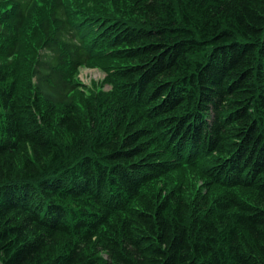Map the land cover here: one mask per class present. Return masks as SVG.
Returning <instances> with one entry per match:
<instances>
[{
	"label": "trees",
	"instance_id": "1",
	"mask_svg": "<svg viewBox=\"0 0 264 264\" xmlns=\"http://www.w3.org/2000/svg\"><path fill=\"white\" fill-rule=\"evenodd\" d=\"M6 4L0 264H264V0ZM100 48L95 101L74 76Z\"/></svg>",
	"mask_w": 264,
	"mask_h": 264
},
{
	"label": "rangeland",
	"instance_id": "2",
	"mask_svg": "<svg viewBox=\"0 0 264 264\" xmlns=\"http://www.w3.org/2000/svg\"><path fill=\"white\" fill-rule=\"evenodd\" d=\"M124 6L126 8L131 7L133 0H123ZM67 6L70 7L73 17L75 21H83L82 25L85 24L86 20L92 21H102L103 19H107L108 21V12L115 13L119 16L120 12L113 9L111 6V0H65ZM13 5L6 4L0 7V11H8V13H12ZM51 11L50 3H43L40 5L38 13L31 25L29 30V35H34L38 31L39 23L46 18ZM96 26L93 27V29ZM96 32V31H95ZM29 39V37H28ZM30 48V40L26 44V49L23 55V60H28L29 58L26 55ZM104 49L95 50V57L92 59L89 64L82 65L78 72L75 74V81L78 85V90L82 93H85L88 98L96 99L97 101L100 97L99 93L106 92L109 93L112 91V81L113 78L110 76L108 68L112 67V64L107 61L105 57H103ZM17 61V57H16ZM78 98V97H77ZM169 182L171 184H181L183 183L186 188H198L201 190L204 188L203 182L198 179L193 173H191L188 178L180 177L177 174H172L169 176ZM197 190V191H198ZM195 192V194L197 193ZM195 197V195H194Z\"/></svg>",
	"mask_w": 264,
	"mask_h": 264
},
{
	"label": "bare ground",
	"instance_id": "3",
	"mask_svg": "<svg viewBox=\"0 0 264 264\" xmlns=\"http://www.w3.org/2000/svg\"><path fill=\"white\" fill-rule=\"evenodd\" d=\"M45 176V175H44ZM40 177V176H39ZM33 178H35L34 176H33ZM37 178V177H36ZM41 179H42V177H41ZM41 179H39L40 181H41ZM37 181V180H36Z\"/></svg>",
	"mask_w": 264,
	"mask_h": 264
}]
</instances>
